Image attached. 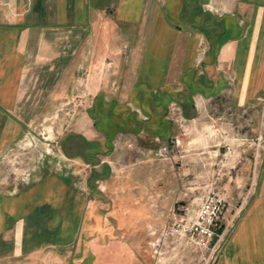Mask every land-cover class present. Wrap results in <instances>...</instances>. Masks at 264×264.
I'll list each match as a JSON object with an SVG mask.
<instances>
[{
    "label": "crops",
    "instance_id": "crops-1",
    "mask_svg": "<svg viewBox=\"0 0 264 264\" xmlns=\"http://www.w3.org/2000/svg\"><path fill=\"white\" fill-rule=\"evenodd\" d=\"M119 37L127 41L123 49ZM118 49L127 54L126 60ZM106 51L120 69L111 93L104 89L110 87L102 73ZM88 52L93 53L90 66ZM76 66L83 73L84 92L94 89V101L102 97L143 124H131L113 140L109 158L118 164L126 148H142L145 154L156 147L147 128L159 115L169 122L174 107L181 110L187 135L182 174H190L191 181L182 180L178 194L168 184L143 191L142 207L133 201L122 211L131 221L135 213L146 211L142 218L148 222L153 205L149 197H164L171 220L177 202L196 197L215 180L214 166L223 157L224 143L217 137L230 133L231 117H249L253 125L246 131L258 132L261 105L256 99L264 94V0H0V153L22 135L19 115L43 114L36 110L65 97ZM173 124L171 139L178 126ZM106 171L112 179L114 171ZM71 186L55 177L14 197L0 189V243L18 242V237L22 243L24 237L44 233L53 234L58 245L74 240L83 227L86 197H76ZM227 253L230 260L221 264H264L261 204L245 216Z\"/></svg>",
    "mask_w": 264,
    "mask_h": 264
},
{
    "label": "rangeland",
    "instance_id": "rangeland-1",
    "mask_svg": "<svg viewBox=\"0 0 264 264\" xmlns=\"http://www.w3.org/2000/svg\"><path fill=\"white\" fill-rule=\"evenodd\" d=\"M126 42L124 37H119V49H123L127 45ZM119 49L118 53L121 51ZM92 55L93 53H87L88 66L91 65L89 59ZM119 55L126 60V53L121 51ZM109 57L110 51L102 55V73L107 76V85L110 87L109 89L105 86L104 89L111 93V86H117L115 81L118 80L120 69ZM77 66L72 68V82L65 97L52 100L36 110L43 114L18 116L24 122L22 135L0 153V189L7 193V197H14L24 188L40 186L55 177L63 178L65 183L72 185L70 189L76 197L81 198V193L86 197L83 227L74 240L64 245L55 244L53 234L46 233L24 237L22 243L19 237L18 242H1L0 264H205L200 251L188 245L184 238L174 241L164 251V263L157 262L154 257V245L161 240L164 226L171 222L168 218L170 204L164 197H149L153 205L152 217L151 220L147 219L148 222L142 218L146 211L135 213V221H131L122 213L133 201L134 206L142 207L143 191L154 192L156 187H166L168 184L172 191L178 194L177 186L181 185V181H191L190 174H182L185 170L182 158L185 150L183 141L187 138L185 130L177 126L176 136H181L183 148L177 154V160L172 162L162 161L160 158V144L157 142L159 137H154L153 140L156 147L148 149L145 154L142 148H126L119 164L111 160L110 155L101 157V160L107 162L105 170L110 169L111 173L114 171L113 178L109 179L110 174H102L93 183V187L91 180L96 176L93 166L85 164L80 158L69 159L64 154L60 144L68 133H85L89 140L102 138L94 129V122L89 114L94 103V89L89 93L84 92L83 73ZM91 69L95 70L92 66ZM256 102L261 105L258 132L246 131L248 125H253L249 117H231L230 133L221 132L217 137L224 143L221 144L223 157L219 158L214 166L215 180L208 187L204 185L196 196L202 197L210 187L224 188L234 197L235 205V200L248 195L241 216L227 233L226 243L217 264L230 260L226 258L228 247L238 234L240 225L250 209L256 204L264 207V94L258 97ZM183 120L186 121L184 116ZM233 124L245 127L242 130L241 126L237 128ZM86 125L91 128L88 133L84 132ZM228 140H231L229 144ZM160 141L170 142L161 139ZM256 151L259 157L255 171ZM245 160L249 161L248 167L245 166ZM56 193L57 189L55 196ZM194 198H185L182 201L190 203ZM44 227L47 229L48 224H43L42 229Z\"/></svg>",
    "mask_w": 264,
    "mask_h": 264
},
{
    "label": "built area",
    "instance_id": "built-area-1",
    "mask_svg": "<svg viewBox=\"0 0 264 264\" xmlns=\"http://www.w3.org/2000/svg\"><path fill=\"white\" fill-rule=\"evenodd\" d=\"M182 115L181 110L174 107L170 121L184 131ZM157 142L160 144L158 154L162 161L177 160V154L183 148L181 136H175L169 143H162L160 139H157ZM254 154L256 171L258 151ZM247 201L248 195H243L241 199L235 200L233 205L234 197L224 188L210 187L202 197H195L190 203L177 202L170 211L171 222L164 226L161 240L154 245V257L157 262L165 261L164 251L174 241L184 238L188 245L200 251L205 264H217L226 243L227 233L241 216Z\"/></svg>",
    "mask_w": 264,
    "mask_h": 264
},
{
    "label": "trees",
    "instance_id": "trees-1",
    "mask_svg": "<svg viewBox=\"0 0 264 264\" xmlns=\"http://www.w3.org/2000/svg\"><path fill=\"white\" fill-rule=\"evenodd\" d=\"M94 129L102 136L98 140H88L80 134L68 133L61 140V148L69 159L80 158L85 164L93 166L96 176L91 180V185L102 174L108 175L105 164L102 165L101 157L111 155L114 147L113 140L120 132H125L131 124L143 126L137 117L124 116L119 109L114 108L112 103H106L102 97H97L89 112ZM148 133L153 137H159L163 141H170L174 133L172 122L165 120L164 115L156 117V121L147 128ZM131 132L132 128L128 129ZM101 165V169L97 168ZM101 175H100V174Z\"/></svg>",
    "mask_w": 264,
    "mask_h": 264
},
{
    "label": "bare ground",
    "instance_id": "bare-ground-1",
    "mask_svg": "<svg viewBox=\"0 0 264 264\" xmlns=\"http://www.w3.org/2000/svg\"><path fill=\"white\" fill-rule=\"evenodd\" d=\"M161 263H164V261L161 260Z\"/></svg>",
    "mask_w": 264,
    "mask_h": 264
}]
</instances>
